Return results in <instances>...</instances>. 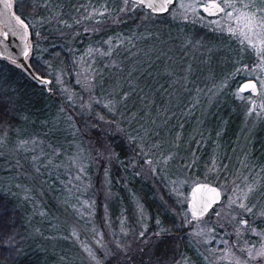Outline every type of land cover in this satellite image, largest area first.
Returning <instances> with one entry per match:
<instances>
[{
	"label": "trees",
	"instance_id": "trees-1",
	"mask_svg": "<svg viewBox=\"0 0 264 264\" xmlns=\"http://www.w3.org/2000/svg\"><path fill=\"white\" fill-rule=\"evenodd\" d=\"M13 1L16 18L27 23L38 21L41 37L37 40L32 36L30 73L0 57V264L56 263L54 253L47 250L50 243L34 229L30 205L18 186L21 181L12 184L20 167L7 158L4 141L28 126L27 120H40L47 112L70 116L77 130L89 139L93 154L98 152L94 159L101 167L107 155L111 157L113 187H118L116 178L123 172L130 192L149 216V228L161 229L160 235L149 239L127 261L112 258L104 264H170L174 260L172 248L178 246L192 264H202L191 246L192 226L179 223L184 209L168 183L179 180L183 184L178 185L186 187L185 182L193 180L210 185L212 166H218L219 181L225 175L233 177L228 154L247 135L241 127L254 100L238 88L253 80L262 94L260 78L251 70L257 57L245 38L200 22L231 18L226 21L230 22L233 16L223 12L210 20L197 11L195 21L187 15L194 0H175L163 15H153L129 0H113L117 6L111 18L116 17L117 24L102 21L95 26L101 37H95L84 32L91 28H85V20L81 22L80 7L86 0ZM113 1L106 2V10ZM121 2L127 3L125 12L120 10ZM51 6L53 12L49 11ZM175 8L180 11L172 16ZM50 22L57 29H47ZM109 37L121 39V47L99 63L96 58L95 76L87 83L81 81L88 85L89 93L84 97L89 105L70 106L55 87L36 80L61 70L66 80L72 81V57L86 49L97 54L100 42ZM263 126L254 132L253 151L245 152L255 161L254 172L264 178ZM216 133L218 141L225 144L219 155L215 153ZM130 160L136 162L133 171L127 167ZM41 178L34 181L39 183ZM122 193L119 202L125 199Z\"/></svg>",
	"mask_w": 264,
	"mask_h": 264
},
{
	"label": "rangeland",
	"instance_id": "rangeland-1",
	"mask_svg": "<svg viewBox=\"0 0 264 264\" xmlns=\"http://www.w3.org/2000/svg\"><path fill=\"white\" fill-rule=\"evenodd\" d=\"M107 1L109 0H86L85 5L80 7L84 14L80 15L81 22L85 20L87 25L85 28H91L84 30L89 36L101 37V31L96 30L95 26L103 23L102 21L109 19L111 26L117 24L116 17L111 18L117 5L111 0L113 2L112 4L108 2L110 8L106 10ZM194 1V3L190 1L193 8L187 15L196 21V12L200 6L208 5L213 0ZM214 1L225 8L224 13H231L233 10L264 15L260 12V9H264V0H230L235 8L225 7L224 0ZM10 2L13 8L14 1ZM190 2L187 3L188 7ZM94 3L101 5L102 9L97 8ZM121 3L120 10L125 12L127 3ZM245 4L248 8H244ZM177 9L175 8L172 16ZM49 11L53 12L52 6ZM230 19L200 22L224 29L226 34L244 39L245 36L240 34L242 24L236 17L226 22ZM23 23L27 25L25 28L29 51L26 60L29 64L33 50L32 36L34 34L38 40L41 33L37 32L38 21ZM46 28L57 29L51 22L46 24ZM243 31L246 33L247 29ZM0 33H3L1 27ZM249 35L257 45L256 48L252 47L257 61L251 70L260 78L262 94L259 95L257 85L258 96L251 101L241 127L247 130V135L233 146L228 154V164L233 170L230 175L233 177L225 175L226 178L219 181L218 166H212L214 177L209 183L211 186L215 185L214 187L221 192L222 199L219 205L217 204L219 207L205 218L193 219L190 214L191 190L204 182L193 183V180H189L185 182L186 187H180L178 183L183 182L179 180L168 183L173 187V189L170 187L172 193L176 190L179 203L184 209L181 213L183 221L179 218V223L182 222L184 227L192 226L191 246L201 257L202 264H264V257L256 255L264 250V178L263 175H259L260 172H254L255 161L250 158L251 154L245 152L253 151L252 147L256 141L254 132L264 124V51H261L264 49V43H261V40H264V31L257 29ZM100 43L101 48H98L97 54L86 49L72 57L71 66L74 68L72 81H67L66 74L61 70L52 71L51 77L43 79L50 81L48 86L55 87L64 102L70 106L83 105L82 108L89 105V99L84 97V94L89 93L88 85L83 86L81 81L86 80L87 83L93 79L94 60L97 58L99 63L104 56L119 50L122 41L109 37ZM11 64L17 66L15 62ZM78 86L81 87L79 94ZM26 122L28 126L4 139L5 154L12 163L20 167L17 180L12 184L21 181V185L18 186L23 199L30 205L35 221L34 229L44 241L50 243L51 247L49 246L47 250L54 253L55 264H104L112 258L127 261L133 252L149 243V239L160 235L161 229L149 228V216L137 197L130 192L125 174L122 172L120 177L116 178L118 187L114 188L115 180L110 177L111 157L107 155V160L104 159L101 167L100 161L94 159L98 152L93 154L89 139L77 130L68 114L58 113L52 116V113L47 112L40 120L29 119ZM261 129L264 135V126ZM37 130L40 133L35 134ZM218 136L216 133V141ZM22 137L25 139H20ZM261 143L264 144V138ZM224 146L225 144L218 141L215 153L219 155L220 148H225ZM241 155H245L246 158H240ZM135 165L136 162L130 160L127 167L133 171ZM37 176L42 177L39 183L34 181ZM181 188H185L184 191ZM120 191L123 192L122 198H125L122 202L118 200ZM245 221L247 223H244ZM143 238L144 243L141 241ZM172 249L174 260L170 264H192L181 246ZM249 252L255 258H251Z\"/></svg>",
	"mask_w": 264,
	"mask_h": 264
},
{
	"label": "water",
	"instance_id": "water-1",
	"mask_svg": "<svg viewBox=\"0 0 264 264\" xmlns=\"http://www.w3.org/2000/svg\"><path fill=\"white\" fill-rule=\"evenodd\" d=\"M130 2L142 6L145 10L153 15H163L168 12L175 0H129ZM204 15L210 17L218 16L221 11H214V14L205 11V6L201 7ZM0 27L3 33H0V57L6 60L15 62L18 66L26 71H29L26 60L29 51L27 44V30L24 24L17 20L13 13L10 0H0ZM8 33V38H4V33ZM38 82L49 84L48 80L36 79ZM245 85H255V89L245 87ZM239 92L242 94L250 93L252 96L258 95L257 84L253 80H247L239 86ZM214 189L215 192L210 191ZM218 193V195H216ZM222 199L221 192L218 188L208 185L200 184L191 190L190 195V214L193 219H199L205 216L211 209L220 203ZM196 210V215H193V209Z\"/></svg>",
	"mask_w": 264,
	"mask_h": 264
},
{
	"label": "snow or ice",
	"instance_id": "snow-or-ice-1",
	"mask_svg": "<svg viewBox=\"0 0 264 264\" xmlns=\"http://www.w3.org/2000/svg\"><path fill=\"white\" fill-rule=\"evenodd\" d=\"M225 7L228 8H235V5L230 2V0H224ZM244 8H248V5L245 4ZM224 11L225 8L221 7L220 3L213 2L210 3L205 7V11L210 12V14H214V11ZM261 13H264V9H260ZM229 17H231L232 13H227ZM236 19L238 22L242 24V29L240 30V34L245 36V39L249 42V44L253 47L256 48L257 45L252 43L251 36L249 35L250 33H254L255 30L257 29H264V15L258 16L256 12H245V11H238V14L236 16ZM17 20H19V17H17ZM21 24H23V21H19ZM24 27H27V25H24ZM243 29H247V32L245 33ZM4 38H8V33H4ZM261 43H264V40H261ZM261 51H264V49H261ZM245 87H251L253 90L255 89V85H245ZM210 191L215 192L214 189H211ZM218 195V193L216 194ZM243 207V205H241ZM193 215H196V210L195 208L193 209ZM244 223H247L246 221ZM256 255L260 257H264V250H261L258 252ZM249 256L251 258H255L251 252H249Z\"/></svg>",
	"mask_w": 264,
	"mask_h": 264
},
{
	"label": "flooded vegetation",
	"instance_id": "flooded-vegetation-1",
	"mask_svg": "<svg viewBox=\"0 0 264 264\" xmlns=\"http://www.w3.org/2000/svg\"><path fill=\"white\" fill-rule=\"evenodd\" d=\"M194 2H195V1H194ZM212 2H213V1H212ZM212 2H210V3H212ZM214 2H216V1H214ZM216 3H218V2H216ZM208 5H209V4H208ZM203 6L206 7L207 5H201L200 8H199V11H200L201 14L203 15V17H205V18H207V19L213 20V19H217V18H219L221 15H223V12H224V11H222V12H221L218 16H216V17H210V16H207V15H204V14L202 13V11H201V7H203ZM221 7H222V6H221ZM231 13H232L231 16H233V19H234V18L236 17V15L238 14L237 11H233V10H232ZM242 83H243V82H242ZM255 83H256V82H255ZM240 85H241V84H240ZM240 85H239V86H240ZM238 89H239V88H238ZM245 94H250V93H245ZM250 96H251L252 98L255 99L258 95H257V96H252V95L250 94Z\"/></svg>",
	"mask_w": 264,
	"mask_h": 264
}]
</instances>
